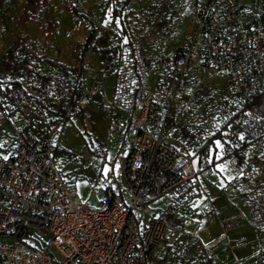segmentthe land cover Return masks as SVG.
Masks as SVG:
<instances>
[{"label":"built area","instance_id":"built-area-1","mask_svg":"<svg viewBox=\"0 0 264 264\" xmlns=\"http://www.w3.org/2000/svg\"><path fill=\"white\" fill-rule=\"evenodd\" d=\"M88 69L95 72L93 67ZM190 69L201 75L210 70L224 74L246 102L263 93L262 0H203L193 42L176 49L171 76L181 83ZM147 73L141 44L124 42L117 65L107 74L115 84L106 104L110 112L128 115L129 149L122 165L125 186L105 187L96 208L80 200L63 179L49 138L14 129L7 159L0 155V264H155L162 260L160 253L177 216L150 206L196 179L199 171L187 150L167 138L171 109L149 88ZM104 86L96 84L75 102L61 101L60 120L48 122V130L86 109ZM5 122L6 114L0 113V125ZM253 148L263 151L259 138ZM258 177L254 166L245 167L223 189L236 211L220 218L221 233L202 245L211 264H244L238 253L247 248L248 239L238 230L246 217L245 202L256 198ZM216 207L217 199L207 197L202 211L217 212ZM141 214L147 215L146 223ZM41 234H49V241L33 239Z\"/></svg>","mask_w":264,"mask_h":264},{"label":"rangeland","instance_id":"rangeland-1","mask_svg":"<svg viewBox=\"0 0 264 264\" xmlns=\"http://www.w3.org/2000/svg\"><path fill=\"white\" fill-rule=\"evenodd\" d=\"M25 1L7 0L5 8L0 10V58L16 37L28 35L30 41L37 43L40 55L80 72L74 85L77 90L83 93L105 82L102 94L93 97L86 109L45 134L55 145L58 170L66 183L75 188L77 197L96 208L103 199L105 187L125 186L122 165L129 142L125 139L121 118L126 115L112 113L107 108L115 79L107 77L109 70L100 55L113 52L123 39L138 41L148 69L149 88L171 109L173 125L168 127L167 138L187 150L199 171L196 179L150 206L177 216L176 226L167 233L160 253L162 260L155 264H211L202 245L221 233L219 219L236 211L224 197L223 189L233 174L251 166L259 172V177L254 184L255 200L244 204L246 217L238 233L247 237L248 246L240 256L244 264H264V152H255L251 139L252 136L254 140L259 138L264 148V137L261 138L264 117L254 120L259 129L254 127L252 136L242 130L248 125V113L252 112L243 108L244 101L222 73L210 70L201 75L190 69L181 83L171 76L176 49L193 42L203 0H82L78 4L80 16L70 10L75 0H50L46 13L37 15L33 22L23 23L20 17ZM52 18L58 23L54 39L50 41L44 27ZM88 67H93L95 72ZM49 70L44 65L37 68L41 73ZM51 72L59 75L56 70ZM35 79L21 80L29 93L38 95L32 88L38 85ZM203 85L211 87L206 96L196 92ZM3 86L0 87V113L6 114L7 122L0 125V155L6 157L13 144L14 129L42 131L45 121L14 109ZM50 107L58 111L57 103ZM51 119L56 122L60 117L48 116L46 121ZM179 127L189 129L193 136L184 137L178 133ZM116 129L122 133L118 134ZM216 135L221 138L208 153L205 149L199 150ZM239 154L244 155L241 166ZM207 197L217 199V212L202 211ZM141 218L146 223L147 215L141 214ZM33 239L47 242L50 235L41 234Z\"/></svg>","mask_w":264,"mask_h":264},{"label":"trees","instance_id":"trees-1","mask_svg":"<svg viewBox=\"0 0 264 264\" xmlns=\"http://www.w3.org/2000/svg\"><path fill=\"white\" fill-rule=\"evenodd\" d=\"M6 1L7 0H0V10L5 8ZM80 1L82 0H75V5L70 9L78 16L81 15L78 9ZM49 3L50 0H26L20 20L23 23L33 22L37 15L47 12ZM57 23L56 19L52 18L46 22L44 27L46 37L50 41L54 39ZM123 43L124 39L120 41L119 47L114 49L111 53H101V59L104 61L107 70H112L117 65ZM39 65L47 66L50 70L47 73H41L37 71ZM51 70L58 71L59 75H54L55 73L51 72ZM79 76L80 72H77L74 67H68L64 63L40 55L37 43L35 41H30L28 35L16 37L0 58V87L4 85V94L9 103L12 104L14 109L25 113L28 112L30 116L45 121L42 131L30 132L24 129L31 136L39 139H46L45 134L48 131L47 123L54 120L51 119L46 121V118L58 114L57 109L51 108L50 104L57 103L58 107V104L67 98L75 97L73 100V102H75L76 99L81 97V90H77L74 87ZM29 78H36L35 80L38 82V85H34L32 88L37 91L38 95L29 93L24 87L21 79L28 80ZM210 90V86L203 85L196 92L206 96L210 93ZM55 100H57V102H55ZM243 108L252 112L248 113L251 115V118L248 120V125H245L242 129L248 135H251L254 127L259 128L257 122H255L257 117H264V92L251 102L244 101ZM81 112L82 111L79 113ZM172 125L173 121L169 119L168 127ZM178 131V133H182L184 137L193 136L190 130L185 127H179ZM220 138L221 137L218 135L211 137L199 150L205 149L206 153H208L209 149L214 147L215 141ZM253 138L252 136V141H254ZM243 162L244 155L239 154V166H241Z\"/></svg>","mask_w":264,"mask_h":264},{"label":"crops","instance_id":"crops-1","mask_svg":"<svg viewBox=\"0 0 264 264\" xmlns=\"http://www.w3.org/2000/svg\"><path fill=\"white\" fill-rule=\"evenodd\" d=\"M126 41H128V39H124V42H126ZM104 84H105V82H104ZM105 87V86H104ZM104 89V88H103ZM103 91V90H102ZM117 113H122V112H117ZM125 114V113H124ZM126 115V118H121V123H122V125H123V127H124V134H125V128H126V125H127V121H128V115L127 114H125ZM170 119V118H169ZM125 139L127 140V138H126V136H125ZM128 141V140H127ZM236 174V173H235ZM235 174H233V175H235ZM206 200V199H205ZM205 202V201H204ZM239 232V231H238ZM238 234H240V233H238ZM164 249V248H163ZM163 249H162V251H161V253L163 252ZM243 251V250H242ZM240 253H241V251L238 253V256H240ZM242 256H243V254H242ZM241 257V256H240Z\"/></svg>","mask_w":264,"mask_h":264},{"label":"snow or ice","instance_id":"snow-or-ice-1","mask_svg":"<svg viewBox=\"0 0 264 264\" xmlns=\"http://www.w3.org/2000/svg\"><path fill=\"white\" fill-rule=\"evenodd\" d=\"M241 139H243V137H241ZM5 159H7V157H5Z\"/></svg>","mask_w":264,"mask_h":264}]
</instances>
